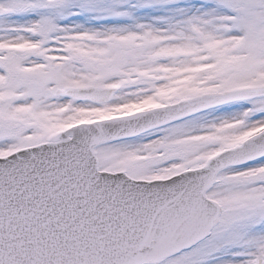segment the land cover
I'll list each match as a JSON object with an SVG mask.
<instances>
[{
	"label": "snow or ice",
	"instance_id": "snow-or-ice-1",
	"mask_svg": "<svg viewBox=\"0 0 264 264\" xmlns=\"http://www.w3.org/2000/svg\"><path fill=\"white\" fill-rule=\"evenodd\" d=\"M0 264H264V0H0Z\"/></svg>",
	"mask_w": 264,
	"mask_h": 264
}]
</instances>
